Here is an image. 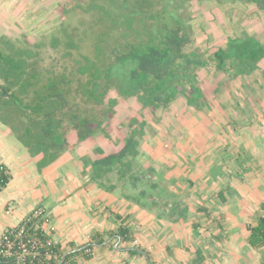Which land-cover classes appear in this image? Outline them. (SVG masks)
<instances>
[{
  "label": "crops",
  "instance_id": "crops-1",
  "mask_svg": "<svg viewBox=\"0 0 264 264\" xmlns=\"http://www.w3.org/2000/svg\"><path fill=\"white\" fill-rule=\"evenodd\" d=\"M230 6L237 24L225 38L248 34L264 43V10L237 1ZM200 85L198 106L179 96L143 117L145 135L133 163L138 174L154 171L148 184L157 187L147 198L140 182L120 177L118 166L103 179L113 189L93 180L85 166L83 156L95 160V149L118 146L113 130L109 139L95 136L41 164L44 154H31L0 119V163L11 174L0 192V234L41 207L61 246L85 244L92 232L115 230L122 218L135 237L129 246L144 250L131 255L115 243L77 264H192L198 253L201 264H262L264 246H250L248 225L264 202V58L250 73Z\"/></svg>",
  "mask_w": 264,
  "mask_h": 264
},
{
  "label": "trees",
  "instance_id": "trees-1",
  "mask_svg": "<svg viewBox=\"0 0 264 264\" xmlns=\"http://www.w3.org/2000/svg\"><path fill=\"white\" fill-rule=\"evenodd\" d=\"M161 1L158 8L160 0H78L72 6L60 5L62 20L49 38L31 42L0 35V119L31 154H44L41 164L95 136L109 139L119 98H136L151 116L179 96L196 107L204 99L199 68L211 65L235 77L254 71L264 58V43L248 34L228 36L225 47H218L208 58L190 50L191 25L178 11L170 12L169 0ZM216 1H241L264 10V0ZM70 13L81 18V26L66 22ZM143 117L121 119L115 126L118 146L108 151L99 147L95 149L97 159L83 156L82 160L91 167L93 180L108 189L114 185L104 183V175L118 166L120 177L143 182L141 196L147 198L156 185H149L152 180L145 177L154 171L141 169L138 174L133 163L145 135ZM10 179L9 169L0 163V192ZM121 220L115 230L92 232L82 245L54 243L40 219L31 214L9 229L18 232L24 226L20 239L36 244L38 253L27 256L24 264H77L78 257L90 258L97 247L115 243L118 248L128 247L131 255L142 254V248L129 246L135 237ZM248 230L250 246L263 247L264 202ZM201 256L198 253L192 264H201ZM17 260L16 255L0 254V264H17Z\"/></svg>",
  "mask_w": 264,
  "mask_h": 264
},
{
  "label": "rangeland",
  "instance_id": "rangeland-1",
  "mask_svg": "<svg viewBox=\"0 0 264 264\" xmlns=\"http://www.w3.org/2000/svg\"><path fill=\"white\" fill-rule=\"evenodd\" d=\"M78 0H0V35L6 34L11 38L23 39L31 42L42 38H49L51 32L57 31L61 23V4L72 6ZM236 2V1H235ZM219 3L216 0H169L170 12H179L184 21L192 27L193 44L190 50H197L210 57L213 51L222 43L225 44V35H228L237 24L236 10L230 3ZM241 2V1H237ZM165 3V2H163ZM216 5H227L219 10ZM242 3V2H241ZM162 1L160 0L158 8ZM249 6V4H246ZM228 7V8H225ZM224 8V9H223ZM221 11V12H220ZM239 15V13H237ZM72 27L81 26V18L77 14L70 13L66 18ZM225 22V23H224ZM222 24L221 28L219 25ZM218 29V30H217ZM225 34V35H224ZM86 48L88 45L86 44ZM232 68L229 67V71ZM200 83H215L219 75L230 78L229 74L214 69L211 65L198 69ZM1 83V80H0ZM113 96L117 93L113 90ZM117 115L113 132L118 136L115 129L121 119L131 117L134 114L148 115L143 110L139 101L134 98H119L116 106ZM141 119V118H140ZM118 143V141H116ZM115 174V172H114Z\"/></svg>",
  "mask_w": 264,
  "mask_h": 264
},
{
  "label": "built area",
  "instance_id": "built-area-1",
  "mask_svg": "<svg viewBox=\"0 0 264 264\" xmlns=\"http://www.w3.org/2000/svg\"><path fill=\"white\" fill-rule=\"evenodd\" d=\"M31 215L39 218L41 226L46 234L51 235L53 227L51 226V218L48 213L43 208L39 207L35 209ZM29 216H27L25 220H27ZM24 230L25 228L23 226L18 232L7 229L0 234V254L16 255L18 259L17 264H24L27 256H35L38 253L34 241H23L20 239Z\"/></svg>",
  "mask_w": 264,
  "mask_h": 264
},
{
  "label": "flooded vegetation",
  "instance_id": "flooded-vegetation-1",
  "mask_svg": "<svg viewBox=\"0 0 264 264\" xmlns=\"http://www.w3.org/2000/svg\"><path fill=\"white\" fill-rule=\"evenodd\" d=\"M151 178H153V176H149L148 178H146L145 177V180H147L148 179V181H150V180H152ZM150 179V180H149ZM139 183V182H138ZM141 183V185H143V182H140ZM144 184H146V181L144 182Z\"/></svg>",
  "mask_w": 264,
  "mask_h": 264
},
{
  "label": "water",
  "instance_id": "water-1",
  "mask_svg": "<svg viewBox=\"0 0 264 264\" xmlns=\"http://www.w3.org/2000/svg\"><path fill=\"white\" fill-rule=\"evenodd\" d=\"M162 199H164V198H162ZM168 204H170V201L168 202ZM63 259H64V257H63Z\"/></svg>",
  "mask_w": 264,
  "mask_h": 264
}]
</instances>
